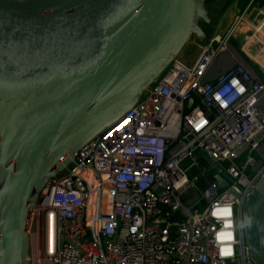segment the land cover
Masks as SVG:
<instances>
[{
  "label": "built area",
  "instance_id": "built-area-1",
  "mask_svg": "<svg viewBox=\"0 0 264 264\" xmlns=\"http://www.w3.org/2000/svg\"><path fill=\"white\" fill-rule=\"evenodd\" d=\"M234 38L260 72L230 52ZM200 43L45 181L25 264H257L239 197L264 173V0ZM202 153L233 182L217 188Z\"/></svg>",
  "mask_w": 264,
  "mask_h": 264
},
{
  "label": "water",
  "instance_id": "water-1",
  "mask_svg": "<svg viewBox=\"0 0 264 264\" xmlns=\"http://www.w3.org/2000/svg\"><path fill=\"white\" fill-rule=\"evenodd\" d=\"M205 1L0 0V264H25L27 219L45 181L135 102L190 34L202 41ZM200 159L217 188L233 182ZM239 199L251 257L264 264V173Z\"/></svg>",
  "mask_w": 264,
  "mask_h": 264
},
{
  "label": "rangeland",
  "instance_id": "rangeland-1",
  "mask_svg": "<svg viewBox=\"0 0 264 264\" xmlns=\"http://www.w3.org/2000/svg\"><path fill=\"white\" fill-rule=\"evenodd\" d=\"M243 2L244 0H211L209 3L203 6L208 17V23L199 19L197 21V25L206 36L214 32L221 33L228 26L232 17L240 10L239 8L242 6ZM231 42L233 47L230 49V52H232L234 57L238 59V62L250 67L256 73L260 72L258 70V66L255 64L256 62L254 63L253 60H251L247 55L239 50L238 43L235 41V38L232 39ZM200 46L201 43L196 40L193 34H190L185 44L177 54L178 60H180L183 64H185L187 61L188 64H190L197 56ZM222 68H224V66L219 67L214 65L213 71L219 72ZM255 157L258 158L256 155Z\"/></svg>",
  "mask_w": 264,
  "mask_h": 264
},
{
  "label": "crops",
  "instance_id": "crops-1",
  "mask_svg": "<svg viewBox=\"0 0 264 264\" xmlns=\"http://www.w3.org/2000/svg\"><path fill=\"white\" fill-rule=\"evenodd\" d=\"M244 1H245V0H244ZM243 4H244V2H243ZM243 4H242V6H243ZM242 6H241V7H242ZM241 7H240V8H241ZM240 8H239V9H240ZM260 16H261V15H258V17H260ZM230 49H231V47H230ZM190 62H191V61H190ZM192 62H193V61H192ZM192 62H191V63H192ZM186 63L188 64V61H187ZM262 105H264V98H263V101L260 103V107H261V108H263Z\"/></svg>",
  "mask_w": 264,
  "mask_h": 264
},
{
  "label": "trees",
  "instance_id": "trees-1",
  "mask_svg": "<svg viewBox=\"0 0 264 264\" xmlns=\"http://www.w3.org/2000/svg\"><path fill=\"white\" fill-rule=\"evenodd\" d=\"M209 1H211V0H207V1H205L204 3H203V6H205L207 3H209ZM224 5V4H223ZM210 22V21H209Z\"/></svg>",
  "mask_w": 264,
  "mask_h": 264
}]
</instances>
